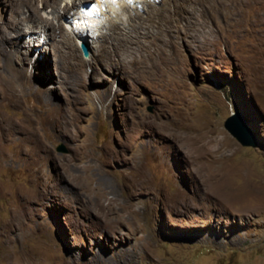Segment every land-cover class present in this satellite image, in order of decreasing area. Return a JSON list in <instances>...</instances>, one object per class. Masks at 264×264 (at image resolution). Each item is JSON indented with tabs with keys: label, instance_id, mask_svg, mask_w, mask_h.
<instances>
[{
	"label": "rangeland",
	"instance_id": "374dc122",
	"mask_svg": "<svg viewBox=\"0 0 264 264\" xmlns=\"http://www.w3.org/2000/svg\"><path fill=\"white\" fill-rule=\"evenodd\" d=\"M67 3L79 65L41 20L25 59L0 37V264H264V0L97 2L85 39ZM19 12L0 0L15 33ZM113 20L130 41L104 47ZM236 108L258 145L224 126Z\"/></svg>",
	"mask_w": 264,
	"mask_h": 264
},
{
	"label": "bare ground",
	"instance_id": "6f19581e",
	"mask_svg": "<svg viewBox=\"0 0 264 264\" xmlns=\"http://www.w3.org/2000/svg\"><path fill=\"white\" fill-rule=\"evenodd\" d=\"M60 1L61 0H31V1L20 0L21 12L16 14V17H15L16 23L18 24V28L21 31L19 33L17 32L15 33V31L14 32L11 31L10 29L11 27L8 23H5V22L0 23V31H1L0 37L4 38L3 40H5L2 49L4 51L6 60H8L9 63L10 62L14 63L16 62L17 59L22 60L26 58V56L22 54V47L25 44H20L16 42L15 40H13V37L18 36L21 39L22 35L31 33V30L35 29V21L37 20H41L43 22L44 24L43 30L45 32H48V36L50 39L49 40L50 45H49L48 50L54 53L53 55L55 57V63H56L55 65H57V67L62 68L63 65L65 64L75 66V65H79L80 63H82L81 57H78L77 55H74L73 53H71L75 49L74 47H77V45H73L70 40L71 39L70 36L67 33H64L65 31H64L63 25L59 23H55V20L56 19L58 20L60 16H66L68 9H70L69 8L70 3H67V5L64 8L65 10L62 13L59 12ZM87 1L92 2L93 0L92 1L91 0L90 1L89 0H74L75 4L76 3L82 4L83 2H87ZM40 3L43 4V8H41ZM123 6H124V9H127L130 12L128 5H123ZM47 7L52 8L51 11L54 15L52 20L47 17L45 18V16L43 15L42 10L46 9ZM91 9L92 8L90 6H86L84 10H91ZM84 10H82L83 13H84ZM70 14L71 13H69V15ZM133 17H136V15H134L133 13H130V19H132ZM90 18L91 16L88 17V19ZM82 19H85V18L82 17ZM27 21L33 22V26L27 27L26 26ZM107 24L109 25V32L105 34L102 33L101 35L98 36L100 38V44L102 46L105 47V46H111V45H116V44H123V43L130 41L129 34L131 30L128 31L127 28L123 26V22L121 20H113L110 23L108 22ZM73 30L75 31V33L79 35V37H83V38L85 37L83 29L78 28L79 30L78 31L77 28H75ZM19 35H21V37ZM35 44L36 43H33V44H31V42L29 43V50H28L29 52H30V49H32V45L35 46ZM20 69L22 70V68Z\"/></svg>",
	"mask_w": 264,
	"mask_h": 264
},
{
	"label": "water",
	"instance_id": "95a60500",
	"mask_svg": "<svg viewBox=\"0 0 264 264\" xmlns=\"http://www.w3.org/2000/svg\"><path fill=\"white\" fill-rule=\"evenodd\" d=\"M85 54L88 52L87 44H82ZM224 126L227 130L243 145H258V138L254 133L244 112L236 108L224 120Z\"/></svg>",
	"mask_w": 264,
	"mask_h": 264
},
{
	"label": "clouds",
	"instance_id": "9594fccd",
	"mask_svg": "<svg viewBox=\"0 0 264 264\" xmlns=\"http://www.w3.org/2000/svg\"><path fill=\"white\" fill-rule=\"evenodd\" d=\"M93 2L96 3V4H97V2H106V3H108V2H110V0H103V1L102 0H95V1L93 0L92 2H83L82 4H80L77 7V10L75 11L73 18L71 17V18L68 19L69 20V25H70L71 28H76L78 26H81L82 24H79V22L84 23L85 26H86V24L90 23V22H88V18L87 19H81L82 17L78 16V14L81 15L80 14V6H88L90 3H93ZM75 19H78L79 22H75ZM73 23H77L78 26L77 25L73 26ZM90 24L96 25V24H99V22L93 21V23H90Z\"/></svg>",
	"mask_w": 264,
	"mask_h": 264
}]
</instances>
